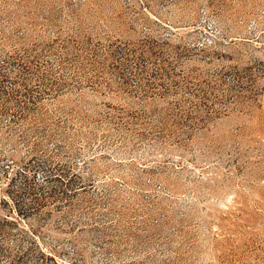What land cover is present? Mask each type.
<instances>
[{
    "label": "rangeland",
    "instance_id": "obj_1",
    "mask_svg": "<svg viewBox=\"0 0 264 264\" xmlns=\"http://www.w3.org/2000/svg\"><path fill=\"white\" fill-rule=\"evenodd\" d=\"M0 264H264V0H0Z\"/></svg>",
    "mask_w": 264,
    "mask_h": 264
}]
</instances>
